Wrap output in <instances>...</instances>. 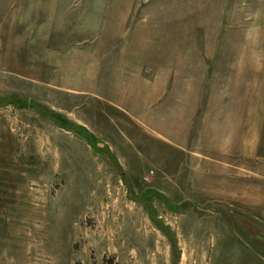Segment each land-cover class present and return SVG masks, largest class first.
Masks as SVG:
<instances>
[{"label": "rangeland", "instance_id": "obj_1", "mask_svg": "<svg viewBox=\"0 0 264 264\" xmlns=\"http://www.w3.org/2000/svg\"><path fill=\"white\" fill-rule=\"evenodd\" d=\"M0 264H264V0H0Z\"/></svg>", "mask_w": 264, "mask_h": 264}]
</instances>
